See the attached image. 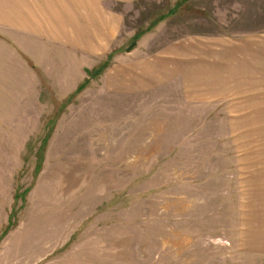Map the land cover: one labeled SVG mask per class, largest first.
<instances>
[{"label": "rangeland", "instance_id": "rangeland-1", "mask_svg": "<svg viewBox=\"0 0 264 264\" xmlns=\"http://www.w3.org/2000/svg\"><path fill=\"white\" fill-rule=\"evenodd\" d=\"M178 1L0 0V264H264V0Z\"/></svg>", "mask_w": 264, "mask_h": 264}, {"label": "crops", "instance_id": "crops-1", "mask_svg": "<svg viewBox=\"0 0 264 264\" xmlns=\"http://www.w3.org/2000/svg\"><path fill=\"white\" fill-rule=\"evenodd\" d=\"M103 21L108 22L107 19H103ZM15 22L17 21L15 20ZM105 22H102L101 24L102 25V36L106 37V39L109 41L113 35V26L111 28ZM49 36L52 37L51 35ZM170 54H171L170 56L173 57V62L178 64L172 67L171 71L174 73H181L182 76H184V73L187 74L188 69L184 68V62L182 60V57L189 55V46H186V49L180 48L178 50H173L172 52H170Z\"/></svg>", "mask_w": 264, "mask_h": 264}, {"label": "trees", "instance_id": "trees-1", "mask_svg": "<svg viewBox=\"0 0 264 264\" xmlns=\"http://www.w3.org/2000/svg\"><path fill=\"white\" fill-rule=\"evenodd\" d=\"M184 1H187V0H180V1H178V2L176 3L175 6H176V7L180 6L181 3L184 2ZM169 11H170V10H169ZM171 14H174V12L172 11V9H171L170 12L167 13V15H171ZM164 17H165L164 15H160V16H158L156 20L152 21V22L149 24V26L147 27V30H149V29L152 27V25L156 24L158 21L163 20ZM147 30H146V31H147ZM146 31H143L141 34H143V33L146 32ZM140 32H141V31H140Z\"/></svg>", "mask_w": 264, "mask_h": 264}, {"label": "water", "instance_id": "water-1", "mask_svg": "<svg viewBox=\"0 0 264 264\" xmlns=\"http://www.w3.org/2000/svg\"><path fill=\"white\" fill-rule=\"evenodd\" d=\"M135 43H131L127 48L126 51H130L134 47Z\"/></svg>", "mask_w": 264, "mask_h": 264}]
</instances>
